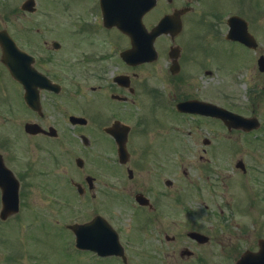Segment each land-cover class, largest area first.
I'll return each instance as SVG.
<instances>
[{"label":"flooded vegetation","instance_id":"1","mask_svg":"<svg viewBox=\"0 0 264 264\" xmlns=\"http://www.w3.org/2000/svg\"><path fill=\"white\" fill-rule=\"evenodd\" d=\"M207 2L0 0V34L24 53L20 82L0 46V264H40L38 227L65 213L95 244L104 220L123 239L101 257L78 252L68 231L72 264H264V181L250 162L261 123L247 131L220 117L222 108L257 118L263 104L261 39L254 48L229 40L227 19L264 0L211 13ZM215 45L228 67L198 58Z\"/></svg>","mask_w":264,"mask_h":264},{"label":"rangeland","instance_id":"2","mask_svg":"<svg viewBox=\"0 0 264 264\" xmlns=\"http://www.w3.org/2000/svg\"><path fill=\"white\" fill-rule=\"evenodd\" d=\"M229 5H230V0H208L207 6L214 7V9H209L207 11L209 13H211L214 10L224 11V10H226V8ZM216 7H219V8H216ZM255 11H256L255 9H250L247 12V14L244 15V17L247 20L246 21L247 23L251 24V26L252 25L254 26V28L252 26V31L256 32V36L259 39H261L260 46H261L262 51L264 53V12H262L264 10L261 11V13H263V14H260V13L257 14ZM67 15H69V14H65V16H67ZM262 15H263V17H262ZM202 19H203L202 13L196 14L191 19L192 22L195 24V26L193 27V32H194L193 35H196L198 37H199V34H201V32L204 30V25L201 23ZM256 25H258V27H255ZM232 52L234 53V60L236 61V63H238L241 60L242 55H245V53L237 47H235ZM198 58L200 60H204V61L205 60H214L218 64H220L221 66L227 64V67H228V63H229V53H226L224 51V47L221 45H215V47L213 49H211L210 52H207V53H201L200 52V54L198 55ZM218 74L222 75L221 73H218ZM216 79H217V81L221 82V85H223L227 81V80L222 81L221 79H218V77L216 78L214 76L213 80H216ZM238 87H233V88L238 89ZM256 113L258 114V119H260V121L264 123V101H263V104L261 105V107L256 109ZM208 128L209 127H204V128L201 127V129H203L207 134H212V130L210 132L208 130ZM262 134L264 135V129H263ZM263 139H264V137H262L261 141H260V149L262 148L261 152L264 153V140ZM21 141L23 144L26 143L25 139H23L22 137H21ZM1 143H5V142H1ZM257 156L259 157V155H257ZM258 157L257 158L250 157V162H251V167H252L251 171L253 173L255 181L262 182V181H264L263 180L264 174L261 175L257 172L264 173V157H259V158ZM193 170H194V168L190 171V174H191V177L195 178L196 173L193 172ZM64 206L69 208V206L67 204H65ZM127 215H129L128 212L123 217V219L121 220V223H120V225L124 224L125 228H123V230L128 227V225L126 223L131 222L130 218ZM57 220H58L57 222H54V221L48 222L49 225H47L46 228H43L42 226L38 227L37 239L35 241V244H36L37 248L41 247L44 249V252H43L44 259H40L38 261V263H40V264H56V261L54 260V257H53V249H54L56 242H58V239H60V241H62V242H60L62 249L59 252L60 262L58 264H72V262H71L72 258L69 255H66L65 253L62 252V251H66V250H63V247H62L63 241H70V239H71V237L68 234V231L63 233V230H66L65 226L69 223L66 220V214L62 215L59 219L57 218ZM52 223H56V224H58V226L55 227L54 225H50ZM54 234H55L56 238L54 237ZM130 235L134 237L133 233H130ZM26 242H27V240H26ZM13 244L16 246L18 245L15 242V240L13 241Z\"/></svg>","mask_w":264,"mask_h":264},{"label":"water","instance_id":"3","mask_svg":"<svg viewBox=\"0 0 264 264\" xmlns=\"http://www.w3.org/2000/svg\"><path fill=\"white\" fill-rule=\"evenodd\" d=\"M238 33V31H235ZM19 56V58L21 59L22 54H20L19 52L15 51L13 47H11L10 43H5L4 46V61L5 63L9 66V68L11 69V71L13 72L14 76L17 79H21L22 75L20 73V61L16 59L14 60L13 56ZM13 58V59H12ZM84 229V228H83ZM79 235V234H78ZM80 247H84L83 244H80Z\"/></svg>","mask_w":264,"mask_h":264}]
</instances>
